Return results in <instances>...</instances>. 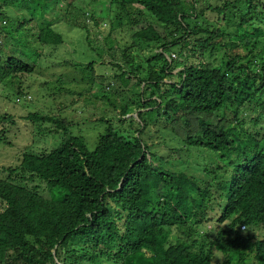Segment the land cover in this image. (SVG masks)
<instances>
[{
	"label": "trees",
	"instance_id": "trees-1",
	"mask_svg": "<svg viewBox=\"0 0 264 264\" xmlns=\"http://www.w3.org/2000/svg\"><path fill=\"white\" fill-rule=\"evenodd\" d=\"M74 1L57 14L47 0H0V81L24 102L36 92L15 79L35 72V52L51 60L65 42L50 7L86 35L91 66L107 56L113 86L125 88L95 94L104 74L73 73L60 58L41 64L49 114L27 118L52 121L58 143L0 167V264H264V0ZM64 90L91 93L73 117L62 115ZM98 99L115 113L91 148L81 124ZM128 118L140 127L123 128ZM9 122L1 117L0 140H10ZM151 126L186 163L206 149L218 163L202 177L168 168Z\"/></svg>",
	"mask_w": 264,
	"mask_h": 264
},
{
	"label": "rangeland",
	"instance_id": "rangeland-1",
	"mask_svg": "<svg viewBox=\"0 0 264 264\" xmlns=\"http://www.w3.org/2000/svg\"><path fill=\"white\" fill-rule=\"evenodd\" d=\"M48 6L56 5L58 10L56 13H60L61 10H63L65 7L58 4V0H47ZM60 1V0H59ZM82 0H75L74 4L81 3ZM93 4H90V8L92 9H100L98 6H95L93 8ZM49 9L45 10V17H48L49 19H53L55 22V28L60 31L65 40V44L63 45L64 49L62 51H59L58 53H54L51 55V60L41 58V52L37 51L34 53V58H31L30 60L35 59V72L33 74L29 73H21L19 77H16V81L20 80L21 83L24 81L26 84L33 83L34 88L36 90L35 93L30 92V94L27 96V101L24 102L23 99L15 98V95L13 93L12 87H9L5 81H0V120L1 117L4 115H13L15 122H9L7 126L6 134L9 136L10 140H0V167L1 165L5 164H12L17 161L18 156H22L23 152H26L28 150H33L37 152H42L43 150H51L56 146L58 143V137L53 134H49V129L54 128L55 124L47 119L40 120L38 122H33L30 119L27 118V115H29L31 112H41L43 110L42 115L46 116L47 113L44 108V104L48 105V101L50 99L43 97V93H46L45 95L49 94V91H47V85L43 82L45 78H49L48 75L41 74V64L44 65L47 63H54V59L59 61L58 59H62L67 61L66 64L71 66L69 69H73V73H76L75 68H79L80 74L86 72L85 64L88 63L90 60H93L97 52H94V50L90 49L88 50L87 44L85 42V34L79 32L78 28H70L63 20L60 19L59 22H57V18L53 16L51 10ZM15 13H20L19 10H16ZM36 23L35 20L31 22V25ZM163 24L162 26H164ZM35 27V26H33ZM90 34V40L92 41V44L94 46H97L98 38L100 37V30L92 27ZM106 33V29L104 30ZM132 40H130L131 43ZM9 42V41H7ZM26 52H30L28 48H25ZM41 51V49H40ZM44 51V50H43ZM220 52L216 53V56H219ZM177 52H174L172 55V58H176ZM106 59H102L104 61L103 65H100V62H97L96 65L98 70L100 68H104L103 71H98L97 74H104V80H96L94 83V88L92 90V93L95 92L97 94L99 91L102 92V89H107L110 91H116L118 94L119 87L121 89L125 88L124 85L120 84V82L116 81V86H113L112 83L115 82V78L112 75L113 72L111 70L110 65L108 64V57L105 56ZM205 57L207 60H211V57L208 52L205 53ZM60 62V61H59ZM61 63V62H60ZM105 65V66H104ZM46 70V69H45ZM49 70V69H47ZM180 69L174 70V73H177ZM98 75H96L98 77ZM72 78V76H71ZM53 79V78H52ZM132 82H136V80H132ZM60 85L59 83H57ZM70 84V83H68ZM67 84V85H68ZM71 84H75L74 82H71ZM16 86H18V83H16ZM53 80H51V87H53ZM100 87V88H99ZM132 85H126V89L128 91L131 90ZM146 87V86H145ZM144 87V88H145ZM99 88V89H98ZM142 88V86H141ZM151 91L154 90L153 86L148 87ZM98 89V90H97ZM138 88H135L134 91H137ZM55 94L58 96L65 97L62 98L64 104L67 106L64 108V112H62L63 117L69 118L73 117L74 114V108H77L80 104H84L87 96H90L91 93L89 91H85V96H79L78 94L68 92L64 90L63 92H57L55 91ZM101 95V94H100ZM121 98V97H120ZM61 99L59 98L58 101ZM86 116L90 118L89 122L87 124H81L82 128H84L83 134L85 135L87 140L89 141V146L93 148L97 141V136L100 132L104 130L105 125H107L106 117L109 116L111 113H115L113 110V107L108 104L107 101L104 100H95L94 102L90 103V106L86 109ZM8 113V114H6ZM55 116V115H53ZM134 116V118H138L137 111L133 110L129 113V117ZM70 120V119H69ZM71 120H76L74 117ZM137 122L131 121L129 118L122 124L121 126L125 129H137L140 127ZM78 126L74 128V130H77ZM159 130L158 127L151 126L148 130L151 131L153 134V141L155 142V146L153 147V151L158 153L159 155L163 156L165 159H168L169 161L166 162V166L174 171H182L185 167L186 170H191L194 172V175H198L200 177L204 176V172L202 169L204 168V165L209 164L211 166H216L218 163V158L216 152H213L211 150H203L204 152H198L195 153L194 159L186 163L182 157V154L171 150L170 145H176L172 141L166 138L165 143L162 142V140L158 137L157 131ZM8 142H12L13 144H8ZM19 157V160H20ZM197 159V162H196ZM159 162L161 161V158L158 157L157 159Z\"/></svg>",
	"mask_w": 264,
	"mask_h": 264
},
{
	"label": "clouds",
	"instance_id": "clouds-1",
	"mask_svg": "<svg viewBox=\"0 0 264 264\" xmlns=\"http://www.w3.org/2000/svg\"><path fill=\"white\" fill-rule=\"evenodd\" d=\"M68 1L69 0H58V4H60L61 6H64L65 8L64 9H66V8H68V7H70L69 6V3H68ZM53 7H56V5L55 6H53ZM57 8V7H56ZM58 9V8H57ZM63 9V10H64ZM175 35H176V33H175ZM65 44V42H63V43H59V44H57V45H55V47H56V52L58 53L59 51H62L63 49H64V47H63V45ZM174 53V52H173ZM173 53H172V55H173ZM172 55H171V58H172ZM91 60L88 62V63H86L85 64V68L89 71V70H92V69H94V71H95V74L98 72V68H96L97 67V65H96V63H94L92 66H91ZM264 139L262 140V144L263 145H260V148H263L264 149ZM251 147V146H250ZM253 148V147H252ZM203 149H205V148H203ZM251 149V148H250ZM200 150H202V149H200ZM207 150V149H206ZM204 152V151H203Z\"/></svg>",
	"mask_w": 264,
	"mask_h": 264
}]
</instances>
